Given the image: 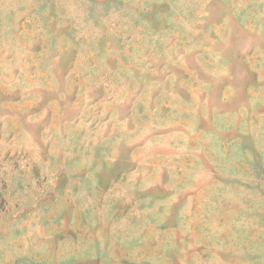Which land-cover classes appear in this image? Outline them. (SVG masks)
Returning a JSON list of instances; mask_svg holds the SVG:
<instances>
[{
	"label": "rangeland",
	"instance_id": "rangeland-1",
	"mask_svg": "<svg viewBox=\"0 0 264 264\" xmlns=\"http://www.w3.org/2000/svg\"><path fill=\"white\" fill-rule=\"evenodd\" d=\"M0 264H264V0H0Z\"/></svg>",
	"mask_w": 264,
	"mask_h": 264
}]
</instances>
